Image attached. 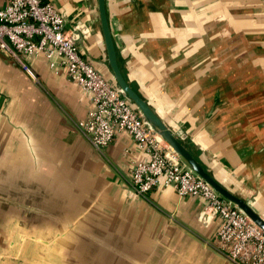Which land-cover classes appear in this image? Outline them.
<instances>
[{"label": "crops", "instance_id": "crops-1", "mask_svg": "<svg viewBox=\"0 0 264 264\" xmlns=\"http://www.w3.org/2000/svg\"><path fill=\"white\" fill-rule=\"evenodd\" d=\"M45 1L66 28L86 26L82 57L116 86L97 0ZM105 7L130 88L219 185L256 195L264 218L262 1ZM26 62L37 82L0 54V264H227L181 231L216 249L221 221L199 223L204 201L163 187L133 193L126 182L147 155L125 133L96 153L74 126L91 96L43 56Z\"/></svg>", "mask_w": 264, "mask_h": 264}, {"label": "built area", "instance_id": "built-area-1", "mask_svg": "<svg viewBox=\"0 0 264 264\" xmlns=\"http://www.w3.org/2000/svg\"><path fill=\"white\" fill-rule=\"evenodd\" d=\"M81 29L78 25L66 28L59 12L45 0H2L0 54L34 82L36 75L26 62L29 58L43 56L55 74L65 69L70 80L91 96L92 108L83 120L74 122L88 144L103 150L117 134L125 133L147 155L148 160L138 162L126 182L133 193L144 197L163 187L174 190L179 198L202 199L199 223L208 226L221 221L217 252L232 264H264L263 231L188 169L127 96L83 59L78 43L90 34L85 25ZM245 202L251 206L249 200Z\"/></svg>", "mask_w": 264, "mask_h": 264}, {"label": "water", "instance_id": "water-1", "mask_svg": "<svg viewBox=\"0 0 264 264\" xmlns=\"http://www.w3.org/2000/svg\"><path fill=\"white\" fill-rule=\"evenodd\" d=\"M264 5V0H261ZM98 14H99V24L103 36L104 46L106 49L107 60L110 70L113 74V79L116 86L127 96L130 102L137 108L141 113L144 120L154 129L156 134L163 139L170 148L180 157L183 164L190 169L196 176L205 181L219 196L223 199L235 205L240 211H242L252 223H254L260 230L264 233V218L260 216L251 206H249L244 200L238 198L228 192L225 188L219 185L201 166L200 164L191 156L187 149L182 145L180 139L176 138L172 132L165 126L162 120L157 116V114L148 106V104L134 91L125 81L122 76L116 57V50L111 35L109 22L106 14L105 0H97ZM259 129H264V123L259 126ZM94 149V148H93ZM96 153H99L101 149H94ZM168 222L172 225H176L172 218H167ZM181 231L198 243L202 248L212 252L214 255L221 258L227 264H232L224 256L219 254L216 249H212L208 244L201 241L199 238L192 236L185 230Z\"/></svg>", "mask_w": 264, "mask_h": 264}, {"label": "rangeland", "instance_id": "rangeland-1", "mask_svg": "<svg viewBox=\"0 0 264 264\" xmlns=\"http://www.w3.org/2000/svg\"><path fill=\"white\" fill-rule=\"evenodd\" d=\"M242 200H249L251 202V206L254 210H256L255 206H256V195H252L251 197H246V198H243Z\"/></svg>", "mask_w": 264, "mask_h": 264}]
</instances>
